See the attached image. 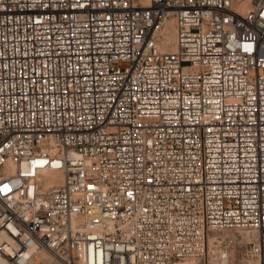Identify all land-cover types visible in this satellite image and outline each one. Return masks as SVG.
I'll return each instance as SVG.
<instances>
[{
  "label": "built area",
  "instance_id": "1",
  "mask_svg": "<svg viewBox=\"0 0 264 264\" xmlns=\"http://www.w3.org/2000/svg\"><path fill=\"white\" fill-rule=\"evenodd\" d=\"M246 1L0 0V264H231L221 233L264 264Z\"/></svg>",
  "mask_w": 264,
  "mask_h": 264
},
{
  "label": "rangeland",
  "instance_id": "2",
  "mask_svg": "<svg viewBox=\"0 0 264 264\" xmlns=\"http://www.w3.org/2000/svg\"><path fill=\"white\" fill-rule=\"evenodd\" d=\"M214 235L215 234L212 235L211 249L216 251L217 254L224 253L230 255L231 264H257L256 261L248 262L243 246L240 244L237 237L232 236V233H221L218 237L220 242L213 241ZM225 251H227V253Z\"/></svg>",
  "mask_w": 264,
  "mask_h": 264
},
{
  "label": "bare ground",
  "instance_id": "3",
  "mask_svg": "<svg viewBox=\"0 0 264 264\" xmlns=\"http://www.w3.org/2000/svg\"><path fill=\"white\" fill-rule=\"evenodd\" d=\"M249 6H251V2H249V0L248 1H246L245 3H243L242 5H241V7H243L244 9H246V8H248ZM42 178H44V180H45V182L47 183V184H55V183H61L62 181H63V178H62V176H61V173H60V171H58V170H48L47 172H45L44 174H43V177ZM212 243V242H211ZM212 246V245H211ZM224 251V250H223ZM222 251V252H223ZM226 253H227V251H225ZM229 256L230 255H225V259H229ZM192 264V263H194L193 261H187V262H185V263H182V264ZM195 264V263H194ZM258 264V263H257Z\"/></svg>",
  "mask_w": 264,
  "mask_h": 264
}]
</instances>
